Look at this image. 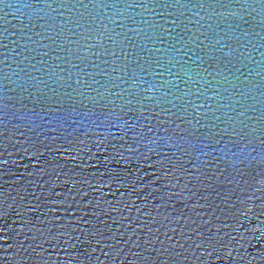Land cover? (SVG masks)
Wrapping results in <instances>:
<instances>
[{"label":"water","instance_id":"95a60500","mask_svg":"<svg viewBox=\"0 0 264 264\" xmlns=\"http://www.w3.org/2000/svg\"><path fill=\"white\" fill-rule=\"evenodd\" d=\"M0 264H264V0H0Z\"/></svg>","mask_w":264,"mask_h":264}]
</instances>
